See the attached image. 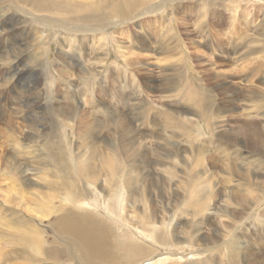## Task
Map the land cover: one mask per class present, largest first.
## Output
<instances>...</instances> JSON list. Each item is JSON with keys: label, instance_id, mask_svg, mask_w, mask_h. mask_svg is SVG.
<instances>
[{"label": "rangeland", "instance_id": "rangeland-1", "mask_svg": "<svg viewBox=\"0 0 264 264\" xmlns=\"http://www.w3.org/2000/svg\"><path fill=\"white\" fill-rule=\"evenodd\" d=\"M51 1L58 3L66 1L71 4L77 0L73 2L72 0ZM152 1L150 0V2ZM148 3L147 0H142L143 7ZM73 5H76V2ZM157 12L142 15L140 21L134 24L128 21L124 22L122 26L107 29L104 32L95 30L97 34L101 35H98L97 40L93 39L94 41H92V38H90L89 42L88 40L84 42L85 44L88 43L90 48L87 54L89 52L93 53L85 58L77 55L79 54L77 48L82 45L79 46L77 41H74V44L66 41L64 35L67 36L68 34H65L63 29L58 31L59 35L54 39H50L48 30L45 31V35L39 37L40 29L33 37L35 40L30 42L29 37L33 35L31 26H34V24L23 21L24 15L20 18L8 20L7 26L15 29L14 35L6 36L0 28V84L4 82L5 78L7 79L3 83L5 89L3 86L2 89L7 96L5 97L8 98L5 101L13 105L10 109L13 113L10 110L8 111L7 106L2 107L4 113H0V167L3 168V162L6 161L3 158L6 157L8 161L15 165L12 177L9 173L0 174L1 186H8L10 189L11 186L15 185L16 190L18 186L23 193H28V195L23 194L26 199L25 202H31V205H35L38 200L33 196L34 201H32V195L34 193L44 194L48 191L46 189L47 181H59L60 177L64 176L62 171L58 169L60 160L52 152L57 153V148L60 147L62 157L65 158L64 161L67 160L69 155L68 160L71 163H74L72 154L76 157L77 151H81L83 156L86 157L89 154V149L85 145L86 141H81L77 134V136L73 135L74 132H78L80 129L83 130V127H72V129L68 127L67 134L61 127V133L59 130L56 131L58 136L61 134V138L59 140L51 139L49 138L51 131L56 129V126L51 124L49 119L57 110L62 111L65 103H71L80 109L85 106L89 108L85 114L91 113V105L98 104L96 99L100 91V84L103 81L108 83L109 78L113 76H116L117 79L119 74L116 67H120L123 78L119 76L118 79L122 84L132 85L138 80L141 82L144 81L146 76H150L153 86H151L150 91L145 88L150 95V101L138 100L140 99L138 96V99L129 101V106H124L116 101L115 103L114 99L110 100V103L113 101L111 103L112 107H118L119 110L129 114V118L132 119L131 124L135 123L142 127L144 122L148 123L150 130H143L142 134H144V140L151 146L145 157H132L135 158L136 163H139L143 158L147 160V168L141 172V178L139 172L131 173L135 185L141 189L138 192L139 194L132 187L129 188V185L116 182L117 192H122L117 196H121L125 206L124 213L120 212L121 216L115 214H112V216L108 210L101 207V203H107L109 199L105 191L98 195L101 202L100 205L96 203V206L104 217L113 222L112 227L116 238L120 239L123 231L119 220H125L126 231H129L126 232L128 233L127 238L137 240V237L131 234V231L136 232L135 227L133 228L130 225L138 224L137 222L129 223L135 217L134 215L139 212L138 210L134 213L132 208L134 206L132 201L134 200L131 198L135 197L137 200L135 205L138 209L141 207V209L150 210L151 208L156 210L154 213L159 217L164 219L162 216H165L164 220L169 223L168 231L174 234V238L176 234L177 239L181 238L182 240V237H184L192 240V244H185L173 239L174 249L177 252L180 248L188 250L178 252L173 257L168 258L165 264H227L230 260L228 245L232 242L235 243L236 251L239 253V264H264V216H262V213L264 214V200L251 204L253 208L243 209V215L235 218V222H231L233 226L229 230L224 227L229 221L228 216L231 214L229 212L234 213L232 215L239 214L237 209L240 210L241 206L236 203L237 195L246 194L245 187L242 186L244 182L236 173L237 169L240 170L238 164L244 162L246 166H242L244 163L241 164L244 169L251 168L254 171L264 172V158L261 157L262 153L255 149L256 145L247 146L242 141L230 143L217 137L220 131L237 130V125L243 119L252 121L253 124L256 123L255 126L258 129L264 130V0H170L163 7H160ZM8 15L9 13L4 12L2 8L0 9V26L4 25L3 18ZM21 18L22 20H20ZM97 19L100 20H98V23H104L102 27L110 26V22L118 20L117 16L113 17L111 15H108L107 20L100 17ZM86 23L91 24L89 18L86 19ZM163 24L164 26H162ZM62 32L64 33L62 34ZM91 47H96L97 50H91ZM100 58H104L103 66L98 69L99 72L96 76L90 77H93V80H90L89 76L84 81L79 80L80 73H82L79 64L86 59L95 62ZM83 63L81 64L83 66L89 65L87 62ZM141 64H145L144 66H147L148 70H136V66ZM59 68L68 69V75L65 76L70 79L61 82L60 86L59 81L64 77L62 78L61 73L58 71ZM21 70L24 71L21 83L16 84V76L13 77V74ZM35 79H37L36 83ZM29 84L30 93H35L38 90L41 93L40 98L36 100L38 101L35 106L36 109L32 108L29 103H24V108L21 106L12 110V107L17 104L14 100L15 97L17 98L21 90H25L27 85L29 87ZM228 88L233 91L235 99L230 96L231 91H228L229 95L223 91ZM141 94L145 95L143 90ZM161 95L166 96L167 100H164V97L161 98ZM157 96L160 98L158 99ZM192 96H196L198 99L194 100L200 102L199 104L202 106L195 108L191 100L193 99ZM227 98L228 100H226ZM230 98L233 100H230ZM86 99L89 101H86ZM18 104L20 105V103ZM38 104L40 107H37ZM162 104H166L163 107L168 108L170 111H176L183 105L192 109L191 115H198L196 123L185 130L178 127L176 129L173 124L169 123L170 128L168 129L175 136L170 137L173 141H171V145L167 144L166 147L164 146L165 142L163 143V140H161V138L166 137L165 133H167L165 131L167 127L164 128L166 123L163 116L160 118L157 115L158 117L152 118L148 115L150 112H154L153 109L161 107L159 105ZM29 112L30 118H26L24 114ZM32 116L37 127H40V132H29L26 123H23L28 119L32 121ZM8 117H14L17 121L13 124L14 131L12 135L8 130V126L11 127V125L4 124ZM158 118L161 120L158 121ZM101 120L103 119H99V121ZM64 127L66 128V126ZM218 129L220 131L217 132ZM92 130L97 132L94 135L98 134V137L103 136L106 132L103 125L99 128L94 127ZM69 131L73 132L72 136L68 134ZM7 135L10 137H7ZM176 135L178 136L176 137ZM13 138L17 139V144V141H12ZM66 138H68V142ZM96 142L102 144L100 138ZM174 147H177L178 150H175ZM199 147H203V155H197L193 151V148ZM234 162L237 164H234ZM20 168L26 169V172L21 173ZM23 176L31 177L33 180V183L27 180L28 185L26 186L28 188L21 187L22 184H25ZM189 177L190 179H188ZM11 178H14L12 182L10 181ZM206 178L208 181L206 184L211 187H207L206 191L202 188V192H198L196 186L204 187L205 182L203 181ZM258 178L261 179V177ZM34 180L38 183L35 184ZM190 180L198 185L195 186ZM169 181L171 184H169ZM43 182L46 183L44 184L45 187L41 185ZM29 190H33L31 196H29L31 194ZM255 191L259 192L258 190ZM0 192H3V190H0ZM204 193L213 197L207 199ZM192 200H197L198 208L201 207V212L199 211L200 213L196 216L194 211H197L198 208L197 205L194 206L196 202H192ZM11 204H8L0 193V206H3L0 211V218L6 210H8L6 214L11 213V210H13L12 213L15 212V215H19V207ZM77 205L85 208L94 207L90 200L80 201ZM225 207L227 209H224ZM94 212L96 213V211ZM224 213L225 215H223ZM29 217L26 218L29 219ZM42 220L44 230L48 235H52L48 220ZM0 227L2 226L0 225ZM168 231L166 230L167 233ZM226 234L229 236V244L226 243L228 237ZM145 238L150 239V237ZM215 238L218 240L216 239L215 244H211ZM153 244L158 246L154 242ZM216 244L219 245V248ZM212 245L217 246H215L218 248L217 251L210 250ZM150 258L159 260V264H162L161 261L164 259L162 251L156 252Z\"/></svg>", "mask_w": 264, "mask_h": 264}, {"label": "bare ground", "instance_id": "bare-ground-1", "mask_svg": "<svg viewBox=\"0 0 264 264\" xmlns=\"http://www.w3.org/2000/svg\"><path fill=\"white\" fill-rule=\"evenodd\" d=\"M73 1L75 0H72V2ZM169 1L170 0H153L152 2H150V0H147V2L149 3L145 7H143L144 5L142 4V0H89V1L77 0L75 1L76 5H73V3L75 2L70 4L66 1L58 3V2H52L51 0H0V9L2 8L4 12L9 13L7 17L5 16L3 18L4 25L0 26V28L1 31H3V33L6 36L14 35L13 32L15 29L7 26L8 25L7 22L8 20L20 18L22 15H24L23 21L34 24V26L33 25L31 26L32 29L30 28L33 32L32 37H29L30 42L35 40V38L33 37L35 33L40 29L41 30L39 37L45 35L46 34L45 31L48 30L50 32L49 34L50 39L57 38V36L59 35L58 31L63 29L65 34H68L67 36L64 35L66 41L70 42V44H74V41H77L78 42L77 44L79 46L80 45L83 46V48H81L82 46L77 48V51L79 53L77 55L85 58L87 55L93 53L89 52V54H87V51L90 48L88 43L85 44L84 42H86L87 40L89 42L90 38H92V41H94L93 39L97 40L99 38L98 35H101V34H97L95 30L98 32H102V31L104 32L107 29L110 30L117 28L118 26H122L124 22L131 21L133 24L137 23L140 21L142 15L148 13H158L157 11L160 9V7H163L166 4V2ZM108 15H111L113 17L117 16L118 20L115 22H110L109 23L110 26L102 27L104 23H98L99 19L97 18L100 17L101 19L107 20ZM88 18L89 21H91V24L86 23V19ZM20 20H22V18ZM72 20L76 22L74 23V21L72 22ZM17 22L19 23V21ZM162 26H164V24ZM64 32H62V34ZM137 37L139 38V36ZM91 48H92L91 50H97L96 47H91ZM83 62H87V64L89 63V65L86 66L81 65L84 64ZM83 62L79 64L82 71V73H80L81 76L79 77L80 78L79 80L82 81L86 80L88 76L89 78L91 76H96V74L99 72L98 69L101 66H103L104 58H100L98 59V61L95 62L86 59ZM144 65L145 64L136 66V70H144V69L148 70L147 66ZM66 68L58 69V71L61 73L62 78L64 77V79L59 81V86L61 85V82L70 80L69 78H67V76H65L68 73V69ZM116 69L119 76H121L122 70L120 69V67L119 68L116 67ZM23 74H24L23 70L13 74V77L16 76L15 77L16 84H18L22 80ZM118 77L117 79L116 76L110 77L108 83L103 81L100 84V88H99L100 91L98 92V97L96 99L98 104L94 105L95 107L91 105V113L85 114L86 111L89 109L85 106L83 107V109H80L77 108L75 105H72L70 103L71 102L70 100H72V98H70L69 100L70 104L65 103V105H63L62 111H60V109L59 111L57 110V112L53 114L51 119H49L50 123L56 126V129L51 131L49 137L51 139L59 140V138H61V134L60 136H58L56 133V131L58 130L61 133V127H63L64 132L66 134L68 131V127H70L71 129L72 127H79V128L83 127V130L80 129V131L74 133L69 131L70 133L68 134L70 135L72 133L73 135L77 134L81 141H86L85 145L89 149V154L86 157H84L81 151H77L76 157L75 155L72 154V156L74 157L73 160L74 163H71V161L68 160L70 158L69 155L66 160L67 162L64 161L65 158L62 157L63 155L60 147L57 148L56 151L57 153L52 152V154L56 155L57 158L60 160V166L58 167V169L62 171L64 176L60 177L59 181L56 180H52L51 182L47 181L46 189L48 191H46L44 194L41 193L40 195L39 193L37 194L34 193L32 195L33 190L32 191H30L31 189L29 190V193H31L29 196L32 195V198L33 196H35V198H37L38 200L37 204L31 205L30 204L31 202L30 203L25 202L26 199L24 198L23 194L26 193L28 195V193L27 192L23 193V191H21V189H19L18 186H17V190L16 187H14L15 185L11 186L12 188L9 189L8 186L6 185H5L6 187H2L1 186L2 183L0 182V190H3V192L0 193L3 196L4 200L8 204L12 203L11 205L19 207V210H22V211L18 210L19 215H15L14 214L15 212L12 213L13 210H11V213L8 214H6V212L8 211L6 210L5 214L1 215L0 225L2 227H0V264H49V263H61V262L69 263V264H137V263L159 264L160 262L159 260L150 257L154 256L156 252H161V251H162V256L164 257V259L161 262L162 264H165L168 258L173 257V255H176L178 252L180 253L188 250L186 248H180L177 252V250L174 249L175 247L173 245V241H172L173 239H175L177 242L181 241L185 244H192L191 243L192 240L190 239L184 237H182V240L181 238L177 239L176 234L174 238V234L168 231L169 223L164 220L165 216H162L164 217V219L159 217L157 214L154 213L156 210H153L151 208L150 210H147L146 208L141 209V207L138 209V207H136L135 205V203H137V200L135 199L134 196H133L134 198H131L132 200H134L132 201V204L134 205L132 208L134 213L135 211L138 210L139 212L138 214L134 215L135 217L133 219L128 221L130 224H132V222L134 223L137 222L138 224V225H133V224L130 225L133 228L135 227L134 229L136 232L131 231V234L137 237V240L127 238L128 233L126 232L129 231H126L127 225L124 222L125 220H119L121 221L119 223L121 224L123 231L120 239L116 238L112 227L113 222L109 221L108 218L104 217L102 213L99 212L98 207L96 206V203L100 205L101 202L100 199H98V195H101L105 191V194L108 195L109 199L107 203H101V207L104 210H108L111 215L115 214L117 216H121L120 212L124 213L125 206L123 205L122 198L121 196L120 197L117 196L122 192L121 193L117 192L115 187L116 182H121L125 185H129V188L132 187L136 191V193L139 194L138 192H140L141 189L137 188V186L135 185L134 182L135 180L132 178L131 173L139 172L138 174L139 177L141 178L140 176L141 172L147 168L146 165L147 160L143 158L142 160L139 161V163H136L135 158L137 156L145 157V154L148 152L149 149H151V146L148 145L147 142L144 140V136H143L144 134H142L143 130L144 131L150 130L149 125H147L148 123L144 122L143 123L144 126L142 127H139L135 123L131 124L132 119L129 118V114H126V112L124 113L123 111L119 110L118 107L117 108L112 107L111 103H113V101H111L110 103V100L114 99V102L116 101L117 103H121L124 106L125 105L129 106L130 104L129 101H131L132 99L134 100L138 99V96L140 97V99L138 100L150 101V95L149 93L146 92L145 88L149 89L150 91L151 86H153L151 82L152 79L150 76H146L144 78V81L140 82L138 80V82L133 83L132 85H128V84H122L118 79ZM90 80H93V77L90 78ZM3 81L5 82L7 81V79L5 78ZM36 82L37 79H35V83ZM3 83L0 84V111H1L0 113L2 112L4 113L2 107L4 108V106H7L9 111L12 105V103L8 104L6 102L8 98H6L7 96L3 92L2 89V86L4 85ZM3 88L5 89V86H3ZM142 90L145 95L141 94ZM223 91L228 94V91L231 90L228 88ZM40 94L41 93L39 92V90L36 91L35 93L32 92L30 93V84L29 87L27 85L25 90L22 89L19 96H17L18 99L14 96L15 97L14 100L16 101L17 104L15 107H12V110L18 109V107L21 106L24 108V103L25 104L29 103L30 105H32V108H35V106L37 105L36 103H38V101L36 100L40 98ZM229 94H231L230 96L233 99H235L233 91H231V93ZM162 97H164V100H167L166 96L161 95V98ZM159 98L160 97H158V99ZM192 98L193 99L191 100L195 105V108L198 106L199 107L202 106L199 104L200 102L194 100L197 98L196 96H192ZM66 99L68 100L69 98ZM233 99L230 98V100ZM226 100H228V98ZM86 101L89 100L86 99ZM18 103H20V105ZM164 105L166 104L159 105L161 107L158 106L159 108L153 109L154 112H150V114L148 115L152 118L156 117L157 115H159L160 118L161 116H163V120H165L166 123L164 128L167 127L165 130L167 133H165L166 137L161 138V140H163L162 141L163 143L165 142L164 146L166 147L168 146L167 144L171 145V141H173L170 137L175 136L171 133L170 129H168L170 128V124H173L175 128L178 127L181 130L183 129L185 130L193 126L194 123H196L197 121L196 118L198 117V115L197 114L191 115L190 112L192 109L183 105L181 106V108L176 109V111H172V110L170 111L168 108L163 107ZM37 107H40V105L38 104ZM49 113L51 112L49 111ZM29 114L30 112L28 114H24V116L26 118H30ZM101 118L103 120L99 121V119ZM33 120L34 119L32 116V121L28 119L25 120V122L23 123H26L27 125L26 127L30 130L29 132L32 133L37 131L40 132L41 130V129L39 130L40 127L38 128L37 124ZM160 120L158 118V121ZM201 121L203 122V120ZM14 122H17L14 117H8L4 123L5 125H11V127L8 126L9 127L8 130L11 132V135L12 132L14 131L13 129ZM102 125L106 130L104 135L101 137H98V134L94 135V133L97 132L93 131L92 129L94 127L99 128ZM255 125L256 123L253 124L252 121H246L243 119L241 123L237 125L236 127L237 130H227V132L224 131L221 132L218 129L217 132L218 131L220 132L217 134V137L221 138L223 141H227L230 143H234L236 141L238 142L242 141L245 142L247 146H250L252 144L256 145L255 149L260 151V153H262L261 157L264 158V130L258 129ZM64 126H66V128ZM214 130L216 131V129ZM9 135H7V137H10ZM177 136L178 135H176V137ZM99 138L101 139L102 144L100 143L98 144V142H96L98 141ZM67 139L68 138H66V141ZM12 141L13 142L17 141V139L13 138ZM17 143L18 141L16 142V144ZM159 145L161 146L160 143ZM80 146L82 147L83 145ZM164 146L163 148L165 149ZM174 149L178 150L177 147H174ZM190 151H191V147H190ZM193 151L196 152L197 155H200L203 153V147L193 148ZM65 153L67 154L68 152L66 151ZM3 159L6 160L5 162H3L4 163L3 165L5 167L4 166H2L3 168L0 167L1 169H3V170L0 169V174L9 173V175L12 177V172H14L13 170L15 168V165L14 163L8 161L7 157ZM243 163L238 164L240 170L237 169L239 172L236 171V173L238 174V177L244 182L242 186L245 187L244 189L246 190V194L242 195L244 193L242 194L240 193L241 195H237L238 197L236 203L241 206L240 210L237 209V213H239L238 215L237 214L232 215L234 213L229 212L231 213L230 216L229 214H227L228 213L227 211L226 214L230 216V217L228 216L229 221H227L226 223L227 225H224V227L227 230H229V228L233 226L231 222H235V218H239V216L243 215L242 212L243 209L253 208V205L251 204L257 203L259 200L262 201L264 200V182H263L264 172L257 170L254 171L251 168L244 169L242 166H244L245 163L244 164ZM234 164L237 163L234 162ZM241 164L243 165L241 166ZM20 170L21 173L26 172L25 171L26 169L23 170L20 168ZM258 177H261V179H259ZM7 178L10 179V177ZM23 178L25 184H22L21 181L22 184L21 187L28 188V186H26L28 185L27 180H29L30 183H33L32 182L33 180L31 177L28 178L26 176H23ZM13 179L14 178H11L10 181L12 182ZM188 179H190V177ZM195 181L197 180L195 179ZM36 182L37 181H35V184ZM200 182H202V180H200ZM203 182H205L204 187L196 186L198 184L192 182L196 186V188L198 187V192H202V188L205 191L207 190L206 189L208 187V184H206L208 182L207 178ZM44 184L46 183L43 182L41 185L45 187ZM169 184H171L170 181ZM151 186H153V184H151ZM255 190H258L259 192H256ZM235 192L237 193V191ZM232 193L234 192L232 191ZM204 194H205L204 195L205 198L207 199H210V197L212 196L206 193ZM201 197H203V195H201ZM89 200L91 201V203H93L94 207H91L92 209L79 207L77 205V203L80 201H89ZM197 200H192V202L193 201L196 202L194 206L198 204ZM32 201H34V198ZM2 207L0 206V211ZM224 209H227V207H225ZM200 210L201 207L200 209L198 208L197 211H194L195 216L201 212ZM94 211H96V213ZM223 215H225V213ZM28 216H30L29 219H27ZM262 216H264L263 213ZM42 219L48 220V225L51 228L50 230L52 232V235L51 234L48 235L46 233V230H44V226L42 225L43 222ZM28 222H30L29 226H28ZM166 230L168 231V233L166 232ZM123 233L125 234L124 236ZM226 235L228 236V234ZM145 237L147 238L150 237V239H146ZM228 238L229 236L226 239V243H228ZM216 239L217 238H215L214 242L211 244H215ZM153 242L156 243L158 246L154 245ZM216 245H212L210 247V250L217 251L219 245L218 248H216L217 247ZM228 254L230 255L229 257L230 260L227 262V264H239L238 261L239 253H237L236 251V245L234 242L228 245ZM158 255L159 257H161L160 254ZM158 255H156V257H158Z\"/></svg>", "mask_w": 264, "mask_h": 264}]
</instances>
